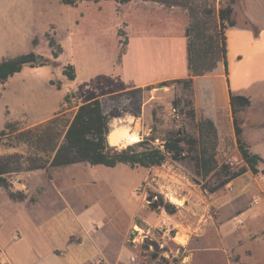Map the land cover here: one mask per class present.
Wrapping results in <instances>:
<instances>
[{
	"label": "rangeland",
	"instance_id": "obj_1",
	"mask_svg": "<svg viewBox=\"0 0 264 264\" xmlns=\"http://www.w3.org/2000/svg\"><path fill=\"white\" fill-rule=\"evenodd\" d=\"M199 1L215 10L228 3V0ZM187 22L184 9L138 0L125 5L113 1L80 2L75 7L62 5L59 0H0V60L29 52L39 56L41 59L35 68L24 67L15 77H25L37 88V116H46L51 111L49 102L53 99L67 106L60 108L58 112L62 113L64 108L75 107L77 102L85 103L128 91L135 85L182 76L186 59L182 54L181 27ZM1 27H12L14 31ZM13 33L17 37L13 46L18 54L2 46L4 39L8 42ZM46 34L62 48L57 59L52 58ZM33 39L37 40L36 45L31 44ZM40 62L46 65L39 67ZM68 65L75 73L73 81L62 74ZM251 73L249 69L242 71L237 62H231L227 65L230 88L246 96L253 89H263L252 86ZM2 85L0 129L8 113ZM66 91L68 100L64 101L62 95ZM252 95L251 107L240 109L236 119L242 121L243 136L252 150L263 153L264 103H258ZM141 97L137 117L125 112L121 118L110 119L109 128L115 121L118 127L137 131L139 141L149 138L151 146L159 148L161 140L171 133L185 132L196 137L195 119L187 115V103L193 104L190 89L171 80L153 85ZM71 117V111L62 113L55 122L53 137L57 144L62 142ZM228 125L225 122V127ZM20 128L23 126L17 123L10 130ZM36 128L38 131L32 134L39 136L37 144H29L17 135H0V142L4 140L0 145L15 146L21 155V174L4 178L8 189H0V264H68L67 254L59 256L62 251L54 254L53 249L65 244L69 235V242L87 239V248L108 245L115 251V256L111 255L106 263L92 264H264V232L258 228L245 231L237 219L243 220V216L236 218L235 214H229L223 230H215L212 225L201 230L206 224L201 220L199 226L185 232L170 221L163 209H152L150 204L157 201L156 194L177 207L158 189L162 176L175 174L193 184L200 182L192 159L173 161L167 157L161 166L151 169L76 164L48 171H28L34 162L45 164L53 155L40 142L49 137L47 130L53 126L47 121L33 129ZM238 155L233 152L225 161L233 170L243 166ZM258 167L264 169V164ZM257 176L261 180L258 173ZM216 181L212 176L206 186L213 187ZM114 191L123 192L124 196L108 194ZM9 193L15 197H9ZM108 210L110 218L101 220L99 213L105 217ZM125 210H134L133 225ZM211 217L216 223L218 214L211 213ZM181 233L185 234L180 237ZM179 238L186 243L181 245Z\"/></svg>",
	"mask_w": 264,
	"mask_h": 264
},
{
	"label": "crops",
	"instance_id": "obj_2",
	"mask_svg": "<svg viewBox=\"0 0 264 264\" xmlns=\"http://www.w3.org/2000/svg\"><path fill=\"white\" fill-rule=\"evenodd\" d=\"M232 9V18L235 24L223 30L227 65L229 66L231 62L235 61L239 64L242 71L247 69L251 70L252 73L249 78L254 81L252 82V86L256 88L262 87L263 89H253L247 96L240 94V90H232L222 68L219 69V72L216 74L194 78L192 83V100L196 122L195 138H197L199 142L198 156L201 166L204 165L203 161L207 158L205 154L203 155V151H206V147L205 144L201 142V139L205 137V130L203 129L207 127L208 120L211 121L215 129L216 137L218 138L216 146H213L217 154L220 155L222 153V148L219 144L221 137L235 140L233 118H236V115L238 116L242 108H239L234 114L231 112L230 94L234 97H244L247 104L243 108L246 109L250 108L253 102L250 96L251 93L254 94L252 95L254 100L258 103L259 101L264 103V0H236L232 5ZM187 25L188 22L185 26L181 27L184 41V53L182 54L185 55L186 59L184 61L186 65L185 73L179 77L135 85L133 89H142L165 81L188 78L189 70L187 67L186 54L187 39L184 35ZM1 29L11 30V32L14 31L12 27H1ZM16 39L17 37L13 33L8 37V42L4 39L5 41L2 46L11 49V53L18 54L15 46H13ZM15 76L16 74L10 77L1 86L4 92L3 95L8 100L6 104L8 113L5 115L7 120L0 131L4 129L7 123L12 122L19 123L23 128L13 130L14 132H5L2 137L16 136L22 131L31 130L39 123H44L55 117H60L62 113H67L69 111L72 112L73 117L77 106L82 104L77 102L75 107L70 109L64 108L61 113L58 112L60 108L67 106H65L62 101L53 99L49 102L51 111L47 113L46 116H37L35 114L39 96L37 88L33 86L32 82L26 80L25 77ZM67 93L68 91L63 93L62 97L66 96ZM225 122L229 123L228 127H225ZM240 122L242 121H238L239 127L241 126ZM240 128L242 130L241 139L247 145L248 150L264 160V152L259 153L253 151L251 145L243 136L242 127ZM3 141L4 140H1V142ZM233 152H237V149L234 148L232 152L221 159V162H224ZM240 162H242L241 159ZM261 163L264 164V162ZM20 165L21 155L18 148L15 146L6 147L0 145V178L17 177L21 174ZM243 166H245L244 163ZM257 168L261 180L257 179V174L254 175L246 171L213 193H209L201 188V185L209 178L206 177V179L203 180L201 171L199 175L200 184H193L186 177L180 175L171 174L162 176V178L159 179V191L167 196L169 194L174 196L180 202L176 205L177 212L172 216L169 215L168 218L175 226H181V230L185 232L193 229V226H199L201 220H204L206 223L203 224L201 230H204L207 225H212L215 230H223L229 222V214H235L234 216H236V218L237 216H243V220L240 218L237 219L243 223L245 231L258 228L260 229L259 232H264V169L260 167ZM118 184L119 186L122 185V183ZM1 188L3 187L0 186V189ZM108 194L110 196H124L123 192L119 191L108 192ZM254 201H257L256 205L253 204ZM211 213L218 214L216 223L212 220ZM125 214L126 216L130 215L131 225H133L132 221L135 216L134 210H125ZM99 216L101 220H106V218L109 219V210L106 212L105 217L102 213H99ZM159 218L164 219L163 214H159ZM184 234L185 233H181L180 237ZM69 237L70 235L67 237L65 244L53 249L54 254L62 251L61 254H58L59 256L65 257L67 254L68 264H92L96 261L106 263L111 255L115 256L116 254L115 251L109 249L108 245L103 247L92 245L90 248H87L85 247L87 239L74 243L68 241ZM177 245L180 244L177 243Z\"/></svg>",
	"mask_w": 264,
	"mask_h": 264
},
{
	"label": "trees",
	"instance_id": "obj_3",
	"mask_svg": "<svg viewBox=\"0 0 264 264\" xmlns=\"http://www.w3.org/2000/svg\"><path fill=\"white\" fill-rule=\"evenodd\" d=\"M113 1L119 5L129 4L134 0H59L62 5L75 7L80 2H99ZM143 2H152L161 5L165 8H181L186 11L188 17V25L185 28L184 35L187 39V67L190 76L187 80H176L183 87L190 89L192 92V83L194 78L204 75L216 74L219 69L227 76V62L225 38L223 30L226 27L234 26L235 22L232 18V5L235 0H228L225 7L218 8L206 6V3L199 0H138ZM48 42V47L51 50L53 59H57L62 52V48L55 42L52 36L45 35ZM37 40L31 41L32 45H36ZM36 59H41L33 52L18 55L13 58L0 60V84L5 83L10 77L20 73L24 67L35 68ZM40 62L39 67L45 66ZM221 71V70H220ZM62 74L68 81L75 79V73L72 66H66ZM173 82V81H172ZM165 83V82H164ZM163 84V83H162ZM152 86L145 88L133 89L126 92L115 93L103 98H96L91 101L82 103L77 106L74 115L67 124L63 134L61 143H56L55 127L59 120L55 117L48 121V124L53 128L47 130L49 137L45 140H40L43 148H49V152L53 153L50 160L45 164L35 163L28 168V171L44 170L48 171L55 168H61L76 164H88L90 166H103L106 168H115L117 165H125L129 168H152L161 166L169 157L173 161L184 159H192L195 163L196 173L204 179L206 177H216V184L213 187H207L206 181L201 185L203 190L213 193L224 187L234 178L240 176L246 171L252 174H257L258 164L264 160L252 154L247 145L241 139V128L238 125L237 119L233 118V130L235 140L231 138L221 137L220 146L222 153H216L213 146L217 144L215 129L208 120L205 130V137L201 142L205 144L206 151L203 155L207 156L201 166L199 161L198 139L188 135L185 132H175L161 140V148L151 146L149 138L135 143L134 145L125 148L111 147L107 143V135L110 131L109 120L117 119L123 116V113L128 112L137 117L141 109V95L143 91L149 90ZM59 89V87H57ZM235 97L230 94L231 112L234 114L238 111L234 107ZM64 101L68 100V95L64 96ZM189 111L187 115L195 119V112L192 103H187ZM17 126V123H7L0 135L5 132H14L10 128ZM49 128V127H48ZM38 131L37 128L20 132L17 137L25 138L27 143L37 144L38 137L32 132ZM51 134V135H50ZM34 135V136H33ZM34 137V138H33ZM236 148L241 161L245 166L233 170L227 162H221V159L228 155ZM200 184L199 182H196ZM0 186L8 189V184L0 178ZM11 198L14 194L9 193ZM157 201L152 206V209H163L168 215H173L176 212L175 206L165 202L162 196L156 194Z\"/></svg>",
	"mask_w": 264,
	"mask_h": 264
},
{
	"label": "bare ground",
	"instance_id": "obj_4",
	"mask_svg": "<svg viewBox=\"0 0 264 264\" xmlns=\"http://www.w3.org/2000/svg\"><path fill=\"white\" fill-rule=\"evenodd\" d=\"M112 123H113L112 128L110 129V131L107 135L108 145H110L112 147H123V146H128V145L130 146L132 144L139 142L140 139H139V135H138L137 131H131L125 127H118L115 124V121ZM168 198H169L170 202L174 205H178L180 203L179 200H177L172 195H168ZM185 239L179 238L178 241L181 245L182 244L184 245L186 243Z\"/></svg>",
	"mask_w": 264,
	"mask_h": 264
},
{
	"label": "water",
	"instance_id": "obj_5",
	"mask_svg": "<svg viewBox=\"0 0 264 264\" xmlns=\"http://www.w3.org/2000/svg\"><path fill=\"white\" fill-rule=\"evenodd\" d=\"M39 61H40V59H36V62H39ZM233 103H234V107H235V108H243V107L246 106L247 101H246V99H245L244 97H235ZM147 201L150 203L151 198H148ZM150 205H151V206H155L154 203H152V204H150Z\"/></svg>",
	"mask_w": 264,
	"mask_h": 264
},
{
	"label": "built area",
	"instance_id": "obj_6",
	"mask_svg": "<svg viewBox=\"0 0 264 264\" xmlns=\"http://www.w3.org/2000/svg\"><path fill=\"white\" fill-rule=\"evenodd\" d=\"M253 204L256 205V204H257V201H254ZM238 224L241 225L242 222L239 221ZM159 229H160L161 231H162V230L165 231V228H163V227H160Z\"/></svg>",
	"mask_w": 264,
	"mask_h": 264
}]
</instances>
